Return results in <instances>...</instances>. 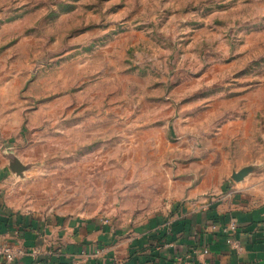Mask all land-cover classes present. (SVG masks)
I'll list each match as a JSON object with an SVG mask.
<instances>
[{"label":"rangeland","instance_id":"rangeland-1","mask_svg":"<svg viewBox=\"0 0 264 264\" xmlns=\"http://www.w3.org/2000/svg\"><path fill=\"white\" fill-rule=\"evenodd\" d=\"M9 153L30 209L264 207V0H0V168Z\"/></svg>","mask_w":264,"mask_h":264},{"label":"crops","instance_id":"crops-1","mask_svg":"<svg viewBox=\"0 0 264 264\" xmlns=\"http://www.w3.org/2000/svg\"><path fill=\"white\" fill-rule=\"evenodd\" d=\"M6 158L0 168V247L25 252L13 260L0 254V264H264V207L250 205L238 191L214 201L190 198L133 225L114 224L20 205L6 187L10 174L25 178L29 168L11 153ZM15 158L27 166L21 173L12 168ZM217 214L225 221L214 219ZM232 220L239 247L222 230Z\"/></svg>","mask_w":264,"mask_h":264},{"label":"built area","instance_id":"built-area-1","mask_svg":"<svg viewBox=\"0 0 264 264\" xmlns=\"http://www.w3.org/2000/svg\"><path fill=\"white\" fill-rule=\"evenodd\" d=\"M105 221V220H104ZM107 222V221H105ZM222 230L227 237V242L232 246V247H239L240 246V239L236 237V232L238 230V225L236 221H230L229 224H226L222 227ZM206 250V249H205ZM101 251V248L98 247L96 248L95 253L98 254ZM24 250L19 248L17 250H13L11 247L8 246H2L0 247V254H5L8 259L13 260L17 255L24 254Z\"/></svg>","mask_w":264,"mask_h":264},{"label":"water","instance_id":"water-1","mask_svg":"<svg viewBox=\"0 0 264 264\" xmlns=\"http://www.w3.org/2000/svg\"><path fill=\"white\" fill-rule=\"evenodd\" d=\"M12 168L14 171L21 173L24 169L27 168V166H25L20 160L15 158Z\"/></svg>","mask_w":264,"mask_h":264},{"label":"trees","instance_id":"trees-1","mask_svg":"<svg viewBox=\"0 0 264 264\" xmlns=\"http://www.w3.org/2000/svg\"><path fill=\"white\" fill-rule=\"evenodd\" d=\"M1 178V177H0ZM216 217H214V219H216L217 221H220V222H224L225 221V217L223 216H220V215H214Z\"/></svg>","mask_w":264,"mask_h":264}]
</instances>
